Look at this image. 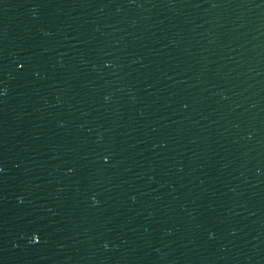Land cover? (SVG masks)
I'll return each instance as SVG.
<instances>
[{"label": "water", "instance_id": "water-1", "mask_svg": "<svg viewBox=\"0 0 264 264\" xmlns=\"http://www.w3.org/2000/svg\"><path fill=\"white\" fill-rule=\"evenodd\" d=\"M0 264H264V0H0Z\"/></svg>", "mask_w": 264, "mask_h": 264}, {"label": "snow or ice", "instance_id": "snow-or-ice-1", "mask_svg": "<svg viewBox=\"0 0 264 264\" xmlns=\"http://www.w3.org/2000/svg\"><path fill=\"white\" fill-rule=\"evenodd\" d=\"M103 159H104V160H108L109 157H108L107 155H105V156L103 157ZM32 239L35 240V241H38V240L40 239V237H39V235H38L36 232H33V234H32Z\"/></svg>", "mask_w": 264, "mask_h": 264}]
</instances>
